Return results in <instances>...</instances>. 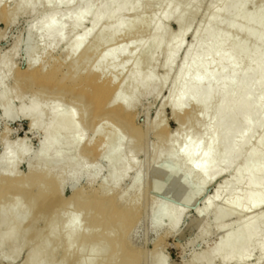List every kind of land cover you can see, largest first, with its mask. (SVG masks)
Returning <instances> with one entry per match:
<instances>
[{
	"label": "bare ground",
	"instance_id": "obj_1",
	"mask_svg": "<svg viewBox=\"0 0 264 264\" xmlns=\"http://www.w3.org/2000/svg\"><path fill=\"white\" fill-rule=\"evenodd\" d=\"M149 1L151 0H89L90 3L80 9L78 0H59V4L57 3L58 5L55 7L52 5V0H0V5L2 2L8 3L0 8V20L4 19L8 25H11L20 17H26L29 20L26 29L27 37H18L9 53L0 60V108L3 109L4 114L13 111L11 104L19 90L15 87L22 85L29 94L19 97L21 102L14 112L18 117L28 118L31 131H36L37 128L42 126L38 155L35 163L25 175H21L16 169H18V164L29 154L28 147H25L26 139L20 140L19 147L16 149L12 148L7 138L2 144L0 154V203L7 199L10 203L8 214L1 216L3 221L7 222V225L2 230L0 253L8 247L12 252L18 254L26 241L29 243L28 241H32L33 236H35L34 232L36 231L29 230L32 221L42 215L45 216L46 213L50 216L48 223L46 222L47 226L52 228L56 225L58 213H61L62 209L74 206L77 209L76 213H72L71 216L68 214L67 219L59 228H56L57 231H54L55 234L63 231L67 232L64 240L67 249L65 248V255L61 257L57 264L73 255L75 260L79 252L88 245H93L92 250L89 249L91 250L89 255L86 258L81 255L83 259L79 257L73 264H142L143 255L135 252L126 240L130 232L128 230L138 223V218L142 213L141 203L145 194H143V191L141 199L142 162L137 166L135 156L139 151L137 145L142 143V140L144 141V137L147 136L145 134H149L150 130L156 132L157 129L162 128L161 134L157 132L156 137L158 139L153 144L149 165L153 167L155 179L164 185L174 181L180 171L183 170V177L176 187L178 194L180 190L183 191L185 188L187 180H196L197 185L194 188L185 189V193L183 192L184 194L180 195V199H185L189 203L195 201V198L200 195L207 183L213 182L216 176L220 177L221 174L229 171L232 162L236 163L233 158H236L238 162L236 163L237 167L235 166L236 168L233 169V179L227 182L224 178L225 183L224 180H221L218 182L219 186L216 184L218 187H216L212 197L205 200L204 207L198 211V217L203 220L211 214H215L222 219H230L231 216H235L237 220L241 218L240 223L237 221L239 226L237 227L238 224L236 223L229 224V229H227L223 238L216 243V246L195 254L192 264H258L264 259V214L262 216L258 214L260 215L259 218L256 214L258 209V212L260 211V206L264 204L260 201L261 197L264 198V187L260 186V181L264 179V151H260L262 155L259 153L262 156L261 159H258L255 163L250 161V157L254 155V151L256 152L255 147L260 140L257 141V138H261V135L258 136L257 134L256 136L254 132L256 130H253L254 134L249 133L252 132V129L249 131V125L247 124L248 118L254 116V112H252L253 105H264V90L256 101L250 102L252 106H249L250 103L247 100L249 93L252 91L250 88H252L251 83L254 76L261 75L258 83L261 87H264V62L262 61L264 50L262 46L254 45L247 52L246 58H248V61L252 56L256 60L249 61L251 68L246 73L249 84H247L248 87L246 86V92L241 99L235 101V97H233L230 100L218 101L217 105L211 104L209 98L221 92L222 81L215 84L208 92L198 89L200 82L206 83L215 73L228 75L230 73L229 67L235 65L232 59H236V61L239 59L235 42H237V37L242 35L244 37L245 35L243 28L248 21L241 11L247 7L249 0H239L235 12L231 11L233 0L207 2L205 0H152L154 7L159 6L161 8L162 6L167 10L164 9L165 11L151 22L152 34H150L151 39L146 47V50L150 52L143 62L139 60L137 53L131 56L135 63L130 74L127 75V79L115 83L117 81L113 75L103 76L105 74L104 64L110 61L112 55L122 56V47L117 49L114 47L115 45H105L106 47L102 49L101 45H93L89 48H85L83 45L90 35L92 38L97 39L105 35L106 43L104 44L112 43L121 36L124 38L130 37L138 27L141 25L143 27L144 19L142 14L130 21H126V17L131 14L129 12L134 9L137 10L136 8L139 6L146 10ZM258 1L264 9V0ZM101 3L103 4L100 5ZM65 6L71 9L72 16L59 23L60 12ZM202 6L209 8V13H203L204 16L200 13L201 18H206L208 14V24L206 27L199 26L194 30L193 40L185 51L184 61L179 67L176 77L167 83L165 80L154 81L152 79L154 76L151 74L143 78L141 82L138 81V74L143 63L150 65L156 52L161 50L165 55L160 67L163 70L170 69L181 49V40L184 39L182 37H185L184 33L186 34L190 29L189 25L186 24L187 18L199 15V9ZM170 9L173 12V18L171 17L172 14L168 12ZM171 20L178 27V31L167 43L163 44L161 36L164 35V28ZM85 21L89 22L88 27L76 30L79 25H84ZM260 22L261 24L264 23V13ZM144 26H146L145 29L150 27L149 25L147 27L146 24ZM140 29L142 30V28ZM214 29H217V32L212 35ZM58 31L70 34V39L64 42L65 48L63 47L65 53L62 59L64 62H68V70L64 73H61V64H54L53 66L50 64L51 68L46 69L45 63L47 62L42 60L47 51L50 52L61 45L62 39L49 46L43 44L46 36ZM260 38L264 39V32L256 36L255 39ZM143 41L142 38L140 42ZM31 42L36 44L37 48L35 47V49H37V52L33 51L34 53L29 56L28 65L25 69L17 71L19 77L18 80L14 81L16 86L2 91L1 89L6 84V78L14 71L13 59L17 52ZM202 43H204V49L200 51L199 46ZM100 47L102 51L89 71L82 75L78 74L79 68L88 63ZM139 49L143 51L145 48L142 46ZM211 53H214V56L211 57ZM222 57H225L227 62L224 68L222 66L223 69L221 67V69L219 67L217 69L220 64L217 65V63ZM95 63L98 65L96 66ZM126 80H129L127 84L125 83ZM167 84L171 86L169 92L172 95L175 91L177 92V97L174 94L176 99L168 94L170 99L168 96L167 98L170 103L172 100V103L165 104L172 108L171 112L177 124L176 132L171 135L165 121L161 119L156 125L155 122L153 127H145L146 133L134 122L132 110L137 106L141 95L149 96L154 91L160 93ZM139 85L143 86L142 91H138ZM235 88V86L231 87L230 92H228L229 96ZM171 89L172 91H170ZM244 101H247V103L244 104ZM235 103H237L236 105L244 104L237 121L246 123V127H242L238 131L234 125H229L232 127L227 126L228 128H224L223 132L220 131V135H216L218 133H213V129L216 130L217 125L228 119ZM87 110L89 111L88 116H86ZM209 110L217 113L214 121L209 122L206 126L200 125L199 127V124L204 122L202 117L200 118L201 114L203 115V111L209 112ZM260 110L261 115L259 112V117H262L263 120L261 121L264 122V107H260ZM251 114L253 115L251 116ZM77 115H81L80 121L77 120ZM107 119H110L112 123H117L121 130L129 132L126 161H122L120 158L123 153V143L120 139L121 135L119 137V131L113 135L108 133L109 135L99 136L100 139L95 138L104 130ZM75 120L79 121V125ZM90 127L93 128L94 135L85 139V131ZM208 128H212V132ZM246 129H249V132ZM234 131H237V134H234ZM68 132L72 135H68ZM206 132L210 135L209 138L205 136L207 135ZM243 135L247 137L246 140ZM227 138H232V140L229 141V146L227 145L225 150L220 145ZM243 138L245 142H241ZM112 141H117V143L114 142L116 144L111 147ZM262 141L259 144H264V137ZM176 143L178 147L175 145ZM240 143L246 146L243 145L246 150L244 149L243 152V148H239L242 153L238 151V154V149L236 150L235 147H238ZM218 146L221 147L219 149L220 154L222 153L221 157L219 156L220 158L216 157ZM222 149L225 151L222 152ZM234 151L236 155H234ZM146 152L148 153V151ZM231 155H233V158H231ZM88 157H92L95 164L102 157H106L107 163L113 169L119 165V169H114V172H112L111 179L104 180L114 193L110 194L111 191L109 193V191L101 188L91 194H86L79 189L75 191L71 200H65L61 196L63 176H80L85 173L86 170H84L82 162ZM164 157L173 162L176 161L174 162L176 165L160 163ZM230 158L233 159L232 162H229ZM250 162L252 163L251 166L248 164ZM133 167L137 168L134 177L136 183L132 182L135 185L130 194L128 195L129 189L127 190L128 193H126L127 191H117L127 173L130 170L133 171ZM210 176L213 177L212 180ZM246 183L249 185H246ZM220 184H222V187ZM241 186L242 189L240 190ZM222 190L224 193L229 192L227 193L229 196L226 200L218 203V199L220 200L222 197H220ZM233 191L235 192L231 193ZM150 204L148 205L150 206ZM154 204L152 201L150 207H153ZM243 204L244 206H242ZM23 209L29 210L28 221L31 224L27 225L25 229L29 230L28 232L24 230L23 232L17 225V216ZM84 213L87 215L86 222L88 219L87 224L89 226L87 229H83L82 222L79 220ZM157 213V223L170 219L169 227L175 229L182 220L184 210L171 205H160ZM64 216H66V213ZM261 219L262 222L260 223ZM234 224L237 228L233 227ZM215 228L217 230L225 229L223 221L218 222ZM207 231V226H202L199 232L200 237H204ZM239 233L240 235L242 233L241 237H239ZM254 240L259 251L256 258L251 262L244 255V250L251 247ZM24 241L25 244H23ZM234 244L239 247L236 252L232 251ZM39 255L40 250L36 252L35 258L30 264H37Z\"/></svg>",
	"mask_w": 264,
	"mask_h": 264
},
{
	"label": "rangeland",
	"instance_id": "obj_2",
	"mask_svg": "<svg viewBox=\"0 0 264 264\" xmlns=\"http://www.w3.org/2000/svg\"><path fill=\"white\" fill-rule=\"evenodd\" d=\"M207 1H214V0H205ZM6 2V1H4ZM2 2V4L4 5H0V8L5 6L8 3H4ZM153 1H149V3H152ZM239 0H233L231 3V11L235 12L237 7H238V3ZM258 0H249L247 7H245V9H243L241 11V13L244 15V17H247V21L248 23L244 26L243 30H244V37L243 35L240 37H237V42H235L236 45V53L238 55V60L236 61V59H232V62H234V66L229 67L230 73L228 75H221V74H213L206 83H202L200 82L198 89L204 92H208L215 84H217L218 82H223L222 85V90L219 94L217 95H213L211 98H209V101H211V104H216L218 103V101H222L225 99L230 100V98H237L234 100H238L239 98L241 99V97H243V94H245L246 92V86L248 87L247 84H249V79L246 75L247 71H249V69L251 68L249 61L252 60H256L254 56H252L250 58V60L248 61V58H246L247 56V52L249 51V49L251 47H254V45H258V46H262L263 50H264V39L260 38V39H255L256 36H259V34H262V32H264V23L261 24L260 19L261 16L264 13V9H262V7L260 6V4L258 3ZM59 4V0H52V5L53 7L57 6ZM90 2L89 0H78V6L81 8L85 7L86 5H88ZM105 3V2H104ZM148 3V8L145 10L142 7H138L136 8L137 10H132V12H129L131 14H129L126 17V21H130L132 19H135L136 16H138L139 14H142L143 19H144V24L150 26L147 29H145L146 26L143 27L142 25L140 27L137 28V32L135 31L133 33V35H131L130 37H118V39H116L115 41H113L112 43H106V36L103 35L100 38H92V36L90 35L87 40L84 43V47L85 48H89V47H93V45H101L102 49H104V47L106 46H110V45H115L114 47H116L117 49L119 47H122V51L123 54L122 56H118V55H112L110 57V61L105 62L104 64V71L105 74H103L104 77L106 76H114V79L116 77V81L115 83H120L122 82L124 79H127V75L130 74L131 69L134 66L135 60L133 58H131V56L138 55L139 60H141L143 62V60H145V58H147L148 54H149V50H146V47L149 43V40L151 39V35L152 34V25L151 22L153 21L154 18H157V16L159 14H161L162 12H164L165 7L161 8L158 6H155L152 4ZM103 3H101L100 5H102ZM153 5V6H151ZM165 9V10H164ZM143 10V12H142ZM134 11V12H133ZM170 12L171 17L173 18V12ZM209 13V8L207 6H202L201 9H199V15L197 16H190L187 18L186 20V24L189 25L190 29L189 31H187V33H184L185 37L183 40H181V49L178 52V54L175 57V60L173 61L172 65L170 66V69L168 68V70H163L160 67L161 62L164 59V52L161 50L159 52H156V55L154 56V60L150 65H146V63H143V65L141 66V70L139 71L138 74V81L141 82V80L143 78H146L148 75H153L154 78H152L154 81H167V83H169V80H172L174 77H176L175 75L178 72L179 67L181 66V64L184 61V57H185V51L186 49L189 47L188 45H190L191 41L193 40V35H194V30L201 26V27H206L208 24V20H207V15L206 18H201V14L204 16L203 13ZM201 13V14H200ZM157 14V15H156ZM72 16V11L71 9L67 8V6H65L63 8V10L60 12L59 15V23H62L64 21H66L67 19H69ZM156 16V17H155ZM89 20V19H87ZM90 21V20H89ZM84 25H79L78 28H76V30L80 29V28H87L89 22L85 21L83 23ZM29 25V20H27L26 17H20L18 19H16L11 25H8L7 22H5L4 19L0 20V60L9 53L10 48L13 46L14 42L17 40L18 37L23 36V38L27 37V27ZM83 26V27H82ZM142 28V30L140 29ZM145 29V30H144ZM164 35L161 36V42H163V44L167 43L169 41V39H171V37H173L177 31H178V27L176 26V24L171 20L167 23V25L164 28ZM141 30V31H139ZM217 32V29H214L212 31V35H215V33ZM21 34V35H20ZM144 39L143 42H140L141 39ZM146 38V39H145ZM59 39H62L63 41L61 42V45L59 47H57L56 49H53L52 51H47L45 53V55H43V62H47L45 63L46 69L51 68V65L53 66L54 64H61V73H64L68 70V62H64L62 57L65 53L64 48H65V41H68L70 39V34H68L67 32L63 33V31H58L56 33L53 34H49L48 36L45 37L44 39V45H51L52 43L58 41ZM206 41V40H205ZM257 41V42H256ZM104 44V46H103ZM106 45V46H105ZM144 46V50L140 51L139 47ZM22 47V46H21ZM20 47V48H21ZM36 44L34 42L31 43H27L25 46H23L21 49H19V51L17 52V55L15 56V58L13 59V65H14V71L9 75V77L6 78L5 81V85L3 87V89H1L2 91L4 90H8L11 87H15L16 85L14 84V81L18 80L17 78L19 77V74L17 71L21 70V69H25L26 66L28 65V58L31 54H33L34 52H37V49H35ZM64 47V48H63ZM37 48V47H36ZM101 47L98 50V52L89 60L88 63H86L85 65H82V67L79 68L78 70V74L82 75L83 73H86L87 71H89L90 67L92 64H94L95 59L98 57V55L101 53L102 51ZM204 49V43H202L199 46V50L203 51ZM39 50V49H38ZM61 50V51H60ZM34 51V52H33ZM200 53V52H199ZM214 53H211L210 56H214ZM264 55V53H263ZM52 59V62H51ZM55 59V61H54ZM262 61L264 62V57L262 59ZM226 59L225 57H222L219 62L217 63V65L219 64L218 67L224 68L225 64H226ZM97 63V62H96ZM95 63V64H96ZM47 64V65H46ZM51 64V65H50ZM98 64H96L97 66ZM48 66V68H47ZM63 66V67H62ZM94 66V67H96ZM220 68V69H221ZM222 68V69H223ZM51 70V69H50ZM103 71V72H104ZM106 75V76H105ZM261 78V75H256L254 76V79L252 81V85L250 88V90L252 89V91L249 93L248 95V102H254V100L256 101L257 98L259 97V95L261 94V92L264 90V87H261L258 83V79ZM129 82V80H126V84ZM235 86V90L233 91V95L232 97H230L228 95V92H230L231 87ZM165 88L163 90H161V92H153L152 94H150L149 96H143L141 95L138 101L137 106L132 110V113L134 114V122L136 123V125L141 129L146 131L145 127L149 126V127H153L154 123L155 125L157 124V122L159 123L160 120H164L166 125L168 126V130L170 132V134H174L176 132V128H177V124L175 119L173 118V114H172V108L169 107L168 105L165 104H169L170 100H168V98L170 99V97H174V94H176L175 97H177V92L175 91L174 94L172 95L169 92V88H171V86H169L168 84L166 86H164ZM15 88H19L17 96L15 98V100L13 101V103L11 104L12 106V112L9 114H4V111L2 108H0V154L2 151V144L4 143L5 139L7 138V141L12 145L13 149H16L17 147H19V141L22 139H26V144L25 147L27 146L29 149V154L28 156L20 163L18 164V169H16V171L18 170V172L21 175H25L28 171L29 168L35 163L36 157L38 155V151H39V143L41 141V127L37 128L36 131H31L30 128V123L28 118L26 117H18L16 115V113L14 112L15 108L17 109V107L20 104V99L19 97H21L24 94H29L27 89L20 85L19 87L16 86ZM143 90V86L139 85L138 86V91H142ZM172 91V89L170 90ZM170 97H169V95ZM168 96V98H167ZM174 97V99H176ZM173 99V98H172ZM202 102V99H201ZM86 103V102H85ZM172 103V100H171ZM170 103V104H171ZM232 103V102H231ZM247 103V101H244V104ZM237 103H235V106H232V110L231 113L228 117V119H226L225 121H223V123L220 125H217L216 130L213 129V133H218L216 135H220V131L223 132L224 128H226L229 125H234L236 130H240V128L242 127H246V125H249V129H246V131H251L249 132L251 134L253 133V130L256 133V136L258 134L261 135V138L258 137L259 142L258 145H256L255 149L256 152L254 151V155L250 157V161L252 163H255L258 159H261L262 156H260L259 153L262 152L260 151H264L263 147L264 144H259L260 141L263 140L264 137V122H262L260 117H259V112L260 107H264V105H253V109L252 112H254V116H252L253 114H251L252 117L248 118L247 120V124L246 123H242L240 121H237V118L240 116V114L242 113L243 110V105L239 104L236 105ZM254 104V103H253ZM87 105V104H86ZM234 105V104H233ZM248 106V104H247ZM249 106H252V104L250 103ZM88 107V106H87ZM246 107V106H245ZM252 108V107H251ZM185 109V108H184ZM90 110V109H88ZM87 110V114L86 116H88L89 111ZM185 111V110H183ZM212 112H204L203 111V115L201 114L200 118L202 117V120H204V122L200 125H208L209 122L214 121V118L216 117V112H214L213 110H211ZM182 112V111H181ZM215 114V115H214ZM11 115V116H10ZM261 115V112H260ZM76 118H78L77 120H81V115H77ZM75 118V119H76ZM217 119V118H216ZM236 119V121H235ZM159 120V121H158ZM200 119V121H202ZM239 120V119H238ZM76 121V120H75ZM79 121H76V123L78 122L79 125ZM106 125L104 127V130L102 131V133L98 134V136L96 135L95 138L96 139H100L99 136H106L109 134H114V133H118L119 131V137L121 139V142L123 143V153L121 154L120 158L122 161H126V154L128 151L127 148V143H128V139H129V132L127 130H121V128L119 127V125L117 123H112L110 119H107V121L105 122ZM245 124V126H244ZM146 125V126H145ZM232 127V126H229ZM228 128V127H227ZM248 128V126H247ZM158 130V131H157ZM156 132L153 130H150L149 134H145L146 137H144V141L142 140V143H139V145H137L138 147V153L135 156V163L137 162L138 164H136L137 166H139V163H141V167H142V175H141V199H142V205H141V210L142 213L138 218V223L136 225L133 226L132 229H129L128 231L129 234L126 237V240L128 242V244L130 245V247L137 253H140L143 255V262L144 264H192V259L195 256V254L207 251L209 248L215 247L216 243L223 238L224 234H226L227 229H229V224L231 225V223H240L239 221H241V218L239 220L235 219V216H231V218H226V219H222L219 216H216L215 214H211L206 216L203 220L201 217H198V211L201 210L202 207H204V203L205 200L212 197V195L215 192L216 187L219 186L218 182H220L221 180L223 181L224 178L225 180H227V182L231 179H233L234 177V172L233 169L236 168L237 164V160L236 158H233V155H231V158L235 159V162H232L233 159L230 158L229 162L231 161L232 164L229 167V171H226L224 174H219L220 177L218 176H214V180L213 182L210 181V178L208 179L211 183H207L206 187L201 191L200 195L198 197H196L195 201L189 203L187 202L185 199H180V195H183L185 193V189H191L194 188L195 185H197L195 183L196 180H187L186 184H185V188L179 191V194L176 192V187L178 185V182L181 180V178L183 177V173L184 171L181 170L180 173L178 174L177 178L164 185L163 183L157 181V179H155V175L153 174V167L152 165L150 166L149 164V160L152 157V148H153V144L154 142L157 141L158 137H156L159 134L162 133V128L157 129ZM208 130L210 132H212V128H208ZM207 130V131H208ZM208 131V133H209ZM215 131V132H214ZM246 131H244L245 133H247ZM158 132V133H157ZM237 131H234V134ZM69 133V132H68ZM67 133V134H68ZM93 128L90 127V129H87V131H85V139H88L90 137H92L93 134ZM109 133V134H108ZM206 132L207 135H205L207 138H209L208 136H210ZM250 134V135H251ZM68 135H72V133H69ZM247 135V134H246ZM204 136V137H205ZM244 136V135H243ZM118 137V139H119ZM236 138V135H235ZM245 140L247 139L246 136H244ZM241 140V142H245V140ZM163 139H165L163 137ZM206 139V138H205ZM204 139V140H205ZM234 139V138H233ZM123 140V141H122ZM156 140V141H155ZM232 140V138H227V140L224 139V141H222V145H220V143H218L222 148H225L226 150V146L229 144V141ZM118 141V140H117ZM117 141H112L110 146H114ZM120 141V140H119ZM114 142H116L114 144ZM233 142V141H231ZM263 142V141H262ZM143 144V146H142ZM231 144V143H230ZM177 146V143L175 144ZM244 145V144H243ZM241 145V143L239 144V146L235 149L237 150V153L239 154L238 151L241 152L240 149H242L244 146ZM140 146V147H139ZM151 146L150 148H147ZM218 146V149L216 151L217 155L216 157H219L221 154L219 152V149H221V147ZM229 146V145H228ZM241 146V147H240ZM258 146V147H257ZM142 147V148H141ZM144 147V148H143ZM178 147V146H177ZM220 147V148H219ZM246 147V146H245ZM240 148V149H239ZM143 149V150H142ZM178 149V148H177ZM234 149V150H235ZM244 149L246 150V148H243V152ZM145 150V151H144ZM222 149V152L225 151ZM148 151V153L146 152ZM234 155H236V152H233ZM242 153V152H241ZM149 156V157H148ZM238 156V155H237ZM149 159H148V158ZM221 157V156H220ZM219 157V158H220ZM219 160V159H217ZM144 161V162H143ZM249 161V159H248ZM176 162V161H174ZM174 162L172 160H170L169 158L164 157V159L160 162V163H167L169 165H176V163L174 164ZM248 163L250 166L252 165V163ZM94 163V164H91ZM147 163V164H146ZM82 165L84 166V170L85 173H83L82 175L78 176V175H73V176H67L64 175L63 176V183L61 186V196L69 201L73 198L75 191L76 190H83L84 193L86 194H91L94 191L98 190V189H105L107 191H111L110 194H113L114 192L112 190L109 189V187L107 186V184L105 183L104 180H109L111 179V174L112 172H114V169H119V165H117L116 167L111 168L110 165L107 163V158L106 157H102L100 159L99 162H97V164H95L94 160L92 159V157H88L86 159L83 160ZM178 165V164H177ZM247 165V163H246ZM247 165V166H249ZM144 166V167H143ZM236 166V167H235ZM152 167V168H151ZM232 168V169H230ZM133 171H129L127 173V176L125 177L124 181L122 182L121 186L119 187V189L117 191L120 192H126L129 189V193L128 191L126 193H128V195L130 194L132 188L134 187L133 183L136 181H134V177H135V173H136V169L135 167L132 168ZM136 170V171H135ZM135 171V172H134ZM147 171V172H146ZM235 171V170H234ZM213 179V177L211 178V180ZM224 180V183L226 182ZM140 181V180H139ZM133 182V183H132ZM251 182V181H250ZM143 183V184H142ZM218 184V186L216 185ZM194 185V186H192ZM246 185H249L248 183H246ZM245 185V186H246ZM220 186L222 187V184H220ZM243 186V185H242ZM242 186L240 187V190L242 189ZM260 186L264 187V179H262L260 181ZM146 187L148 188L146 190ZM197 187V186H196ZM131 188V189H130ZM144 189V190H143ZM116 191V192H117ZM144 191V192H143ZM237 191H239V189H237ZM236 191V192H237ZM143 192V194H142ZM181 192V193H180ZM184 192V193H183ZM235 191L231 192L234 193ZM222 190V192L220 193V200L218 199V203L219 201L222 202L224 200H226L228 198V194L229 192H225ZM147 194V195H146ZM232 195V194H231ZM230 195V196H231ZM264 197V195H263ZM224 198V199H222ZM152 201L155 203L153 205V207H150ZM261 203L264 202V198L261 197ZM141 202V200H140ZM145 202V203H144ZM9 201L8 199L5 201H2L0 203V238L2 235V230L3 228L6 227L7 222L3 221L2 219V215L3 214H8L9 211ZM147 206H146V205ZM150 204V206L148 205ZM245 204V203H244ZM244 204L242 206H244ZM144 205V207H143ZM160 205H171L172 207H179L181 209L184 210V215L182 217L181 222L179 223V225L175 228V229H170L169 224H170V219H166L164 220L162 223H157L158 222V206ZM146 206V207H145ZM149 206V207H148ZM145 209V210H144ZM76 210L74 206H72V208L68 207L65 208L64 210L62 209V211H60L61 213H58L57 215V219H56V225H54V227H48L47 226V221H49L50 216L47 215L45 213V216L42 215L39 218L35 219L34 221H32L31 223L28 221L29 220V210L28 209H23L17 216V221H18V226L21 228V230L28 232L29 230H32L35 234V236H33V240L32 241H28L29 243L25 244V241L23 244H25L22 249L19 251L18 254H15L14 252H12V250L10 248H5L4 250H2V252L0 253V264H30L34 258H35V254L37 251L40 250V255L37 258V264H57V262L61 259V257H63V255H65L64 250L67 249L65 244V236H66V231H63L62 233H57L55 234L54 231H57L56 228H59V226L62 225V223L64 222L65 219H67L68 214L71 216L74 213H76ZM259 210V209H258ZM256 212V214H260L261 216L264 214V204L260 206V211ZM69 211V212H68ZM71 212V213H70ZM66 213V216H64ZM73 213V214H72ZM85 214V213H84ZM82 214L79 218V220L82 222V227H84L83 229H87V227L89 226L88 223V219L86 222V214L84 215ZM260 215H258L257 217L259 218ZM47 216V218H46ZM60 217V219H58ZM84 221V222H83ZM223 221V224L225 225V229L223 230H217L215 228V226L217 225L218 222ZM238 221V223H237ZM258 221V219H257ZM29 222V224H28ZM47 222V223H46ZM58 222V223H57ZM86 222V223H85ZM262 222V219L260 220V223ZM264 222V220H263ZM60 223V224H59ZM259 223V221H258ZM31 224V225H30ZM256 224V223H255ZM30 225V229L29 230H25L27 227L26 226ZM46 225V226H45ZM33 226V227H31ZM36 230H35V228ZM202 226H207V234L204 237H200V230L202 228ZM239 226V224L237 225V227ZM264 226V225H263ZM233 227H236V225L234 224ZM236 227V228H237ZM32 228V229H31ZM40 229V230H39ZM55 229V230H54ZM39 232H38V231ZM23 231V232H24ZM240 235V233H239ZM242 236V233L239 237ZM259 237V236H258ZM257 237V238H258ZM256 238V239H257ZM255 239V240H256ZM259 239V238H258ZM255 240L253 241V244L251 245V247H249L248 249L244 250V255L246 257H248L250 259V261L252 262L256 256L258 255V246L257 244H255ZM259 242V240H258ZM256 241V243H258ZM60 246V247H59ZM66 248V249H65ZM93 245H88L85 247V249H82L78 254L77 257V253H76V257L79 259L80 258H86L89 255V252L92 250ZM91 249V250H89ZM239 250V247L237 246V244H234L232 246V251L236 252ZM85 251V253H84ZM64 252V254H63ZM82 255V257H81ZM85 255V256H84ZM74 256V255H73ZM70 257L69 259H64L63 261H61L60 264H73V262L75 260H77V258L74 260V257ZM82 258V259H83ZM142 262V264H143ZM264 259L261 260L259 263L263 264ZM258 263V264H259ZM94 264V263H93Z\"/></svg>",
	"mask_w": 264,
	"mask_h": 264
}]
</instances>
